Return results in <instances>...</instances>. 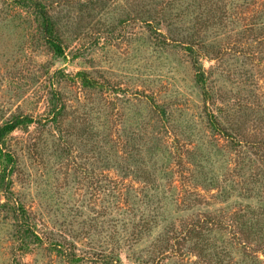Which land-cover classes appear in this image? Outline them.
Returning <instances> with one entry per match:
<instances>
[{
	"label": "rangeland",
	"instance_id": "rangeland-1",
	"mask_svg": "<svg viewBox=\"0 0 264 264\" xmlns=\"http://www.w3.org/2000/svg\"><path fill=\"white\" fill-rule=\"evenodd\" d=\"M24 1L0 0V127L34 120L0 146V264H264V0H37L63 55Z\"/></svg>",
	"mask_w": 264,
	"mask_h": 264
},
{
	"label": "trees",
	"instance_id": "trees-1",
	"mask_svg": "<svg viewBox=\"0 0 264 264\" xmlns=\"http://www.w3.org/2000/svg\"><path fill=\"white\" fill-rule=\"evenodd\" d=\"M29 1H31L35 11L37 12V14L39 16L41 29L43 31V34H44L47 42L49 43L51 48L54 50V52H56L58 55H63L64 50H63L62 45L59 41L58 33L55 30V20L53 19V16H51V14L47 11L46 6L41 1L28 0L27 2L24 1V3L30 4ZM159 33L161 35L162 32H159ZM190 51H192V49ZM76 76H77V78H79L81 80L83 85H85L86 87H97V85H98V82L96 80H94L93 78H91L87 74V72H85V71H79L76 74ZM199 81H203V79L199 78ZM61 110H62V106H60L59 103L57 102L52 109V114L57 116L58 114H60ZM33 122H34V120L32 117L23 116V117H16L15 119H13L10 122H7L3 126H1L0 127V146H1V148L3 149V147L5 146V139L9 133H11L12 131H14L17 128L29 125L30 123H33ZM210 122H211V126L214 130L223 132V130H221L222 128H220L216 119L210 118ZM5 156L8 159V163L13 162V156L11 155L10 152H5ZM8 176L9 175L7 174V169L5 167L0 172V183H2V185L6 184V189L4 190L5 198L10 200L12 198V192H11L10 186L7 185V183H6V181H7L6 179L8 178ZM17 209L19 210V208H17ZM17 232H18V236H19L18 241H20V242L25 241L26 239L35 235L33 233L32 229L29 227L23 228L22 226H20L19 228H17ZM261 237L262 236H260V238ZM243 246H245V243L243 244ZM112 262H113V260H112ZM116 262H118L120 264H124L120 260V258L117 259Z\"/></svg>",
	"mask_w": 264,
	"mask_h": 264
}]
</instances>
